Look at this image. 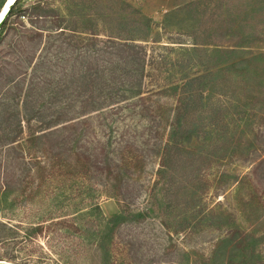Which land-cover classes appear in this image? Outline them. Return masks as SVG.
Masks as SVG:
<instances>
[{"label": "rangeland", "instance_id": "374dc122", "mask_svg": "<svg viewBox=\"0 0 264 264\" xmlns=\"http://www.w3.org/2000/svg\"><path fill=\"white\" fill-rule=\"evenodd\" d=\"M23 3L44 5L48 17L34 24L43 37L60 22L62 27L78 31L66 30L68 35L85 32L99 34L103 39L109 35L132 37L135 40L123 42L135 45L137 50L144 45L145 60L152 68L146 81L151 84L159 76L157 70L163 69L168 73V81L162 78L159 81L180 87L183 81L175 71L171 74V66L176 59L185 62L186 51L192 47L204 50L200 53V66H195V57L191 64H184L187 71L193 67L203 71L208 67L215 72V77L206 82L213 85L216 96L212 102L221 103L224 114L216 127L218 148L215 153L210 152L203 173L209 187L204 194H196L198 198L193 200L192 207L185 208L190 228L177 236H168L156 219L148 218L140 224L126 222L117 227L114 239L110 240V253L105 255L100 248L103 218L109 219L127 209L131 214L145 209L158 161L147 158L139 170L133 158L126 163L129 170L135 171L131 180L126 177L123 163L119 172L126 184L120 190H113L109 182L101 187L103 182L98 180L101 186L88 193L87 183L84 186L83 180L76 181V191L80 188L84 191L80 196L71 195L70 201L78 205V210H74L77 213L65 217L67 224L61 228L50 224L52 221L45 222L47 229L42 235L29 239V225L58 216L54 210L68 205L59 190L67 186H61L60 180L53 178L39 186L42 181L33 165L35 154L25 152V134L17 126L22 99L12 111V118L6 120L5 109L13 105V99L0 96V264H264V0H24ZM123 3L149 18L151 30L121 24L119 5ZM24 22L32 26L30 21ZM12 38L13 34L8 33L5 44L11 45ZM205 51L210 52L206 55ZM181 95L178 90L171 99L161 100L159 112L163 113L164 121L174 115L172 110ZM35 104L33 101L32 105ZM129 121L134 122L137 134L150 124L138 117ZM123 132L120 128L112 133V138L119 139ZM160 137L161 143L168 141L167 130L160 131ZM144 140L148 139H136V146L143 149ZM196 141L192 139V144L186 142L184 147H195ZM119 148V143L114 144L113 149ZM29 168L32 170L28 173ZM196 186L195 181L184 183L183 202L190 200ZM92 199L99 212L86 209V203ZM124 206L127 209L123 210Z\"/></svg>", "mask_w": 264, "mask_h": 264}, {"label": "trees", "instance_id": "16d2710c", "mask_svg": "<svg viewBox=\"0 0 264 264\" xmlns=\"http://www.w3.org/2000/svg\"><path fill=\"white\" fill-rule=\"evenodd\" d=\"M4 1L0 0V9ZM23 2L15 0L0 27V96L13 99V105L9 104L5 109L6 120L12 118V111L22 99L21 120L17 126L21 134H25V152L35 154L33 165L42 181L39 186L52 178L60 180L59 184L67 187L59 190L68 201V205L54 210L58 216L29 225L27 238H39L47 229L45 222L52 221L50 224L61 228L67 224L65 217L77 213L74 210L78 205L70 201L73 200L71 195H82L84 191L81 188L76 191V181L83 180L81 184L84 186L87 183L88 193L101 186L98 180L103 182L101 187L109 182L113 190H120L125 183L119 172L123 163L127 179L135 176V171L128 168L133 158L136 159L134 166L139 170L147 158L158 161L156 179L143 211L131 214L124 206L123 210L127 209L124 212L109 219L103 218L100 248L105 255L110 253V240L114 239L117 227L126 222L140 224L148 218L156 219L168 236H177L190 228L185 208L192 207L193 200L198 198L196 194H204L209 187L203 173L208 167L206 162L210 152L215 153L218 148L216 127L219 117L224 114L221 103L212 102L216 96L213 85L206 82L215 77V72L208 67L203 71L195 67L187 71L184 64H191L195 57V66H200V53L204 50L192 47L186 51L185 62L176 59L171 66V74L175 71L183 81L180 87L159 81L160 78L168 81V73L163 69L157 70L159 76L151 84L146 81L152 68L145 60L144 45L137 50L135 45L123 42L135 40L132 37L109 35L108 39H103L98 37L99 34L85 32H80L83 35H68L66 30L78 31L62 27L61 22L54 25V33L43 37L41 29L34 24L48 17L44 5H24ZM119 7L120 21L125 27L151 30L149 18L127 3ZM25 20L32 26H26ZM8 33L14 36L11 45L5 44ZM178 90L182 95L172 110L174 115L164 121L163 113L159 112L160 102L164 98L171 99ZM33 101H36L35 105H32ZM135 117L150 123L139 134L134 131V122H128ZM120 128L124 132L119 139L112 138V133ZM166 130L168 141L161 143L160 131ZM139 138L148 139L144 140L143 149L136 146L135 140ZM192 139L197 140L198 146L186 149L184 144H192ZM117 143L120 148L113 149ZM31 170L29 168L28 173ZM192 181L198 186L191 192L190 200L183 202L184 183L187 185ZM86 209L100 211L94 199L86 203ZM75 229L84 231L78 227Z\"/></svg>", "mask_w": 264, "mask_h": 264}, {"label": "water", "instance_id": "95a60500", "mask_svg": "<svg viewBox=\"0 0 264 264\" xmlns=\"http://www.w3.org/2000/svg\"><path fill=\"white\" fill-rule=\"evenodd\" d=\"M15 0H12L9 3V0H5L1 9H0V27L2 25V23L4 22L5 18L7 17L10 9L12 8V6L14 5Z\"/></svg>", "mask_w": 264, "mask_h": 264}, {"label": "bare ground", "instance_id": "6f19581e", "mask_svg": "<svg viewBox=\"0 0 264 264\" xmlns=\"http://www.w3.org/2000/svg\"><path fill=\"white\" fill-rule=\"evenodd\" d=\"M12 0H9V3L11 2Z\"/></svg>", "mask_w": 264, "mask_h": 264}]
</instances>
